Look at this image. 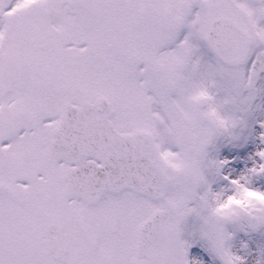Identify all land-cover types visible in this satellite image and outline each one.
I'll list each match as a JSON object with an SVG mask.
<instances>
[{"label": "snow or ice", "instance_id": "1", "mask_svg": "<svg viewBox=\"0 0 264 264\" xmlns=\"http://www.w3.org/2000/svg\"><path fill=\"white\" fill-rule=\"evenodd\" d=\"M0 264H264V0H0Z\"/></svg>", "mask_w": 264, "mask_h": 264}]
</instances>
